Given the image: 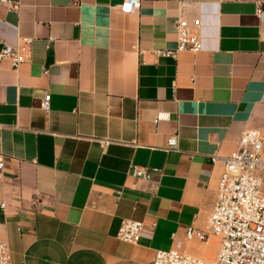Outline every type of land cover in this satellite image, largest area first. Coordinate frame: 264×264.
I'll return each instance as SVG.
<instances>
[{"label": "crops", "instance_id": "1", "mask_svg": "<svg viewBox=\"0 0 264 264\" xmlns=\"http://www.w3.org/2000/svg\"><path fill=\"white\" fill-rule=\"evenodd\" d=\"M8 1L0 49L32 40L26 62L0 61L11 264H151L175 241L214 259L217 239L185 233L204 232L215 204L209 158L264 130V0H139L129 15L123 0ZM178 20L198 21L201 50L157 57L175 49ZM133 166L158 173L143 182ZM122 220L143 224L137 244L116 239Z\"/></svg>", "mask_w": 264, "mask_h": 264}, {"label": "built area", "instance_id": "2", "mask_svg": "<svg viewBox=\"0 0 264 264\" xmlns=\"http://www.w3.org/2000/svg\"><path fill=\"white\" fill-rule=\"evenodd\" d=\"M78 2L79 0H74ZM13 8V3L0 0ZM139 0H123L119 6L122 14L137 12ZM199 23L194 20L176 22V47L174 50H157V57L175 58L177 53H197L201 50L198 35ZM32 40H22L18 49L3 46L0 49V61L8 60L13 68L26 62L28 48ZM50 96L45 93L41 108L47 112ZM157 116L154 123L160 121ZM107 146L109 142H102ZM264 130L243 132L238 148L228 156H212V165H219L222 172L219 178L216 200L212 211L205 221L204 232L185 233V241L194 238L206 242L211 236L218 241V250L214 259L206 260L192 256L183 248L180 241H175L169 250L154 253L151 264H264ZM166 152L176 151V137L167 140ZM5 166L4 155L0 152V174ZM158 173L156 169L133 166L130 176L143 182H151ZM0 208H4L0 204ZM143 224L132 220H122L116 239L135 245L139 242ZM174 238L175 235L173 234ZM0 264H11L8 246L0 242Z\"/></svg>", "mask_w": 264, "mask_h": 264}]
</instances>
